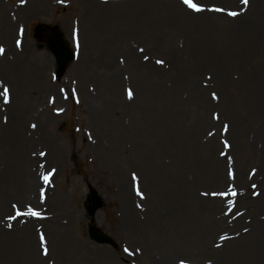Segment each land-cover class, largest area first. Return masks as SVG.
Instances as JSON below:
<instances>
[{
	"label": "rangeland",
	"instance_id": "1",
	"mask_svg": "<svg viewBox=\"0 0 264 264\" xmlns=\"http://www.w3.org/2000/svg\"><path fill=\"white\" fill-rule=\"evenodd\" d=\"M194 2L225 11L196 13L182 0H0V151L12 157L0 196V264H128L136 248L127 240L159 250L166 238H185L183 228L211 202L212 216L226 220L213 234L228 237L225 251L252 245L257 223L264 238V0ZM37 23L59 27L76 52L58 82L54 58L34 35ZM129 90L149 103L133 124L123 115L137 103L129 104ZM23 136L35 138L25 166L14 148ZM108 136L117 147L113 163L103 149ZM47 139L50 148L39 142ZM88 186L104 202L92 217L84 207ZM229 186L237 195H212ZM13 204L42 218L10 220ZM167 219L173 224L165 230L154 224ZM140 222L148 223L139 235ZM91 224L114 244L91 240ZM204 250L172 257L220 264ZM137 264L154 263L145 256Z\"/></svg>",
	"mask_w": 264,
	"mask_h": 264
},
{
	"label": "bare ground",
	"instance_id": "2",
	"mask_svg": "<svg viewBox=\"0 0 264 264\" xmlns=\"http://www.w3.org/2000/svg\"><path fill=\"white\" fill-rule=\"evenodd\" d=\"M31 12H28L27 15H30ZM264 29V25L262 27ZM88 82H92L94 87H97V92L100 90L101 85L98 84V81L94 78L93 75H90L87 79ZM134 100H136V105H131L128 107V109L125 110L123 115L129 116L130 121L133 123L138 122L143 115L144 107H146L149 103L143 98H141V94L139 93V99L132 98V100L129 101V104L133 103ZM143 100L145 101V105H143ZM112 102V101H111ZM107 103V102H106ZM102 113L100 118L102 121H105V118L103 117L107 113V107L105 104H102ZM107 121V120H106ZM38 135L37 133H35ZM41 135V134H39ZM29 140L27 141L25 137L23 136V140L19 143H16L14 148H18V152L23 153V157L21 159L18 158L17 162L22 166L26 165V157L27 150L35 144V138L29 137ZM113 138L111 136H108L104 141L103 149L104 153L106 154V158L109 162L113 163L116 159V152L117 147L114 144V142H111ZM49 140H39L42 144L47 145L48 148H50ZM30 150V149H29ZM12 157L7 154H2L0 151V196H5L7 194V189L9 186V178L7 174V168L11 161ZM36 182V181H35ZM33 183L28 182L26 184L24 182V185L28 189V185L31 186ZM21 195V192H20ZM22 196V195H21ZM216 202H211L206 205H203L201 211L202 213L198 214L197 222L193 225V227L185 226L183 229L186 230L185 238H183L184 235H182L181 239H176L177 237L172 238H166L165 242L162 241L163 246L157 250L153 248V245H151L150 248L146 247L144 243L140 241V239H134L133 241L127 240L129 242V245H131V248H136V251L131 252L128 260V264H137L140 261V257H147L150 258L152 263L154 264H181V261L185 263L183 258H176L172 257L174 255H178L181 257L182 255H188L189 251L197 254H201V252H206L204 249L208 250L207 253L210 254V257H212V260L217 261L220 264H235L239 262H244V260L249 261L252 260V264H263L264 263V238L260 234V226L259 223H257L258 229L255 231L254 234V243L249 246H243L241 249L235 251V252H227L225 249L222 248L223 243L220 239L221 236H224L223 233L215 235V239H213V234L221 231V229L225 230L226 227V220L225 218L221 217L220 219H216L212 216L214 212V208L216 207ZM2 205L1 197H0V206ZM156 211L158 212L159 209L156 208ZM194 221V220H193ZM215 221H218V224L215 225ZM148 223V222H146ZM146 223H139L137 225L139 235L146 231ZM154 224L159 228V230H165L166 227H170L173 224V221L171 222L167 221L165 222H159L154 221ZM183 223H180L182 225ZM30 226H32L31 223H29ZM188 227V229H187ZM213 227V228H212ZM215 228V230H214ZM57 230L58 233H61L62 230H65V228H59L57 227L55 231ZM29 231V230H28ZM27 232V231H26ZM217 238V239H216ZM28 239V232L26 236L24 237V240L27 241ZM21 243H23L21 240H19ZM133 243H137L138 247L134 246ZM29 246L32 245V243H27ZM222 245V246H221ZM221 246V248H220ZM202 248V249H201ZM244 248H248L247 250H243ZM27 251V250H26ZM26 252L23 253V259L26 258ZM33 255V254H32ZM30 257V256H27Z\"/></svg>",
	"mask_w": 264,
	"mask_h": 264
},
{
	"label": "snow or ice",
	"instance_id": "3",
	"mask_svg": "<svg viewBox=\"0 0 264 264\" xmlns=\"http://www.w3.org/2000/svg\"><path fill=\"white\" fill-rule=\"evenodd\" d=\"M241 2H242L244 5H247V4L249 3V0H241ZM182 3H183V4H184L189 10H191V11H193V12H196V13H200V12H204V11H211V12H223V11H225L223 8H218V7L205 8L203 5H200V4L195 3L194 0H182ZM227 14H228L229 16H233V17L239 15L238 12H232V11L228 12ZM16 45H17V47L20 46V41H19V40L16 41ZM3 53H4V49H3V47H0V54H3ZM157 63L162 64L163 61H157ZM2 95H3V100H4V102H5V103H9V102H10L9 89H8L6 86L3 88V93H2ZM132 96H133V93H132L131 90H129V91H128V98H129V99H132ZM212 98H213L214 100H215V99H219V98L215 95V93H213ZM214 118H215V119H218L219 117H218V116H214ZM32 127L35 128V125H32ZM224 131H225V132L228 131V125H227V124L224 125ZM208 135H212V133L209 132ZM223 143H224V147H225V148H229V147H230V145L228 144V142H227L226 140H225ZM40 155L43 156V155H45V153L41 152ZM220 155L223 156V155H225V153L221 152ZM42 178H43V180H44L45 183L48 182V175H45V176H43ZM228 178H229L230 180H232V179L235 178V177H234V174H233V172H232L231 170L228 171ZM137 179H138V178L136 177V175L133 174V180L135 181V180H137ZM253 187H255V185H253ZM205 194H206V193H205ZM137 195H141V197H142V193L139 191V188H138V187H137ZM212 195H213V196H220V197L223 198V197H227V196H229V195H231V196H235V195H237V193L232 189L231 186H229L228 191H224V192H214V193H212ZM43 196H44V194H43V190H41V199H42V200H43ZM142 198H143V197H142ZM233 206H234V202H233V201H229L228 211L225 212L224 215H228V213H230V212L232 211V207H233ZM12 208L14 209L15 214H14V215H11V216L8 217V219H10V220H16L17 217H21V216H30V217H34V218H37V219L42 218V217H41V213L38 212V211H36L35 209H33L31 206H28V207H27V210H21L20 208L17 207V205L13 204V205H12ZM239 214H240V213H237V215H239ZM8 227H11V225H8ZM245 231H248V230L245 229ZM220 239H221V240H226V239H228V237H226V236H221ZM39 242H40V247H41V249H42V254L45 255V256H47V254H48V250H47L46 247H44L46 241H45V236H44L43 233H41L40 236H39ZM125 251L127 252L128 249L126 248ZM129 254H131V253H129ZM181 264H184V262L181 261Z\"/></svg>",
	"mask_w": 264,
	"mask_h": 264
},
{
	"label": "water",
	"instance_id": "4",
	"mask_svg": "<svg viewBox=\"0 0 264 264\" xmlns=\"http://www.w3.org/2000/svg\"><path fill=\"white\" fill-rule=\"evenodd\" d=\"M36 31L41 32L42 28L39 26L36 28ZM60 41H61V34L54 33V38L52 42L50 43V47L57 57V63L60 69L58 72V77L62 75L64 66L66 65L67 61L70 59V57L68 56L66 47ZM88 202H89L88 211L91 214H93L95 210L98 209L102 205L101 201L97 198L96 194L92 191L89 194ZM90 234H91V237L96 239L98 242L111 244V240L108 239L106 236L102 235L99 231L91 229Z\"/></svg>",
	"mask_w": 264,
	"mask_h": 264
}]
</instances>
